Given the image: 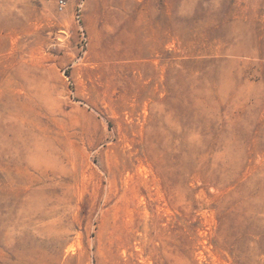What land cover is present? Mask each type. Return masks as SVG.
Instances as JSON below:
<instances>
[{
    "label": "rangeland",
    "instance_id": "374dc122",
    "mask_svg": "<svg viewBox=\"0 0 264 264\" xmlns=\"http://www.w3.org/2000/svg\"><path fill=\"white\" fill-rule=\"evenodd\" d=\"M0 264H264V0H0Z\"/></svg>",
    "mask_w": 264,
    "mask_h": 264
},
{
    "label": "built area",
    "instance_id": "2783aa9c",
    "mask_svg": "<svg viewBox=\"0 0 264 264\" xmlns=\"http://www.w3.org/2000/svg\"><path fill=\"white\" fill-rule=\"evenodd\" d=\"M60 7H61V8L63 7V2H60Z\"/></svg>",
    "mask_w": 264,
    "mask_h": 264
}]
</instances>
